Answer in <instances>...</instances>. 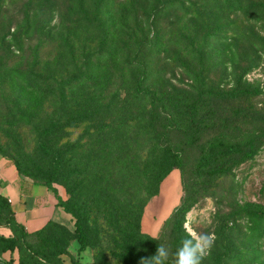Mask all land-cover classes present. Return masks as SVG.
<instances>
[{"label": "rangeland", "instance_id": "obj_1", "mask_svg": "<svg viewBox=\"0 0 264 264\" xmlns=\"http://www.w3.org/2000/svg\"><path fill=\"white\" fill-rule=\"evenodd\" d=\"M252 5L264 13V0H0V151L25 174L61 164L91 235L79 251L67 214L0 264H45L65 241L51 263L121 264L113 236L135 218L170 258L185 202V236L216 237L202 264H264V16L247 18ZM214 24L237 34L209 35ZM238 78L258 95L230 99ZM152 97L165 123L186 128L190 109L200 122L193 145L173 135L183 167L162 180L145 171L160 153L147 127ZM219 140L243 154L202 161Z\"/></svg>", "mask_w": 264, "mask_h": 264}, {"label": "trees", "instance_id": "obj_2", "mask_svg": "<svg viewBox=\"0 0 264 264\" xmlns=\"http://www.w3.org/2000/svg\"><path fill=\"white\" fill-rule=\"evenodd\" d=\"M227 6H231V3H227ZM221 9L222 8H217L218 11H221ZM247 14V18L260 22L262 21L261 17L264 16V13H259L256 9H254L253 5L248 8ZM223 26L224 28L220 29V25L214 24L212 27H210L212 30L209 29L207 33L209 35L215 36L216 38H218V36H222L228 31H232L237 34V32L234 31L232 27H229L228 25ZM248 34L250 35V33ZM261 45L264 48V41ZM140 93L141 92L138 94ZM258 93L259 91L256 88H252L249 85H243L241 83V78H238L236 80V90L229 96V98L232 100H246L249 97L257 96ZM149 95L150 93H148V96ZM159 108V100L156 97H152L150 106L146 113L147 127L151 133L152 141L156 146L158 145L160 153L157 156L152 155V157L148 159V163L145 166V171L146 173H149L155 180H162L171 171L175 169H181L183 167L180 149L178 146L173 144V135L179 133V135L184 136L185 144L193 145L199 136L198 124L200 123L197 118V110L190 109V111H187L185 120L188 125L186 128L181 129L174 124L165 123V117L161 115ZM80 109H82L84 112H90V107L88 105L81 106ZM51 135L52 133L50 131L44 132L43 138L47 139ZM252 146V143L248 144V147L250 148L248 149L245 156L242 155L243 157H248L251 154L250 150ZM243 148L244 147L239 145L223 143L220 140L214 141L208 146L205 157L202 161H214L219 155L224 154H243ZM0 155L12 160L21 175L32 179L35 183H40L47 186L54 193L56 199L58 200V206H60L66 214H69L74 219V239L79 246V251H84L89 245L91 235H89L85 229V221L81 211L82 206H79V186L71 188V176L65 174L61 164H56L54 166V171L52 172L30 175V172H28L30 174H25L18 163H16L12 158L5 156L1 151ZM206 175L210 174L207 173ZM55 185H63L67 189L69 194V199L67 201L62 200L58 196L56 189L57 187ZM191 205V203L185 202L174 214L171 220L170 238L173 254L170 258H168L167 264H173L174 253L179 247L181 239L185 236L184 230L182 228L183 215ZM0 227H9L12 229L14 234L9 238L0 237V253H5L13 252L15 249H17L20 241L23 242L24 239L30 238L33 235L42 234L49 230H54L55 227L59 226L58 222L49 221L42 229L34 233L26 232L24 227L16 222L14 213L11 210L7 199L0 196ZM113 242L115 244L114 248L117 250V254H112L113 256L117 257V261H119L121 264H140V260L142 258L146 259L153 256L155 254L156 248L159 246L158 241L153 237H147L139 233V221L137 218H135V220H133L129 226L118 228L117 234L113 236ZM66 244L67 243L65 241L64 244H55L49 248L42 256L46 259L43 262L45 264H53L51 263L53 260H58L60 256L64 254V246ZM19 264L24 263L20 262Z\"/></svg>", "mask_w": 264, "mask_h": 264}, {"label": "crops", "instance_id": "obj_3", "mask_svg": "<svg viewBox=\"0 0 264 264\" xmlns=\"http://www.w3.org/2000/svg\"><path fill=\"white\" fill-rule=\"evenodd\" d=\"M56 189L58 196L65 200L61 191ZM0 196L7 199L16 222L28 233L42 229L49 221L67 219V214L58 206V200L47 186L21 175L14 162L1 155ZM13 235L11 228L0 227V237Z\"/></svg>", "mask_w": 264, "mask_h": 264}, {"label": "clouds", "instance_id": "obj_4", "mask_svg": "<svg viewBox=\"0 0 264 264\" xmlns=\"http://www.w3.org/2000/svg\"><path fill=\"white\" fill-rule=\"evenodd\" d=\"M158 238L157 236L153 237ZM215 235L210 233H196L190 228L188 234L180 241L174 253L173 264H202L203 259L210 253L215 242ZM170 255L169 248L160 244L155 254L142 258L140 264H167Z\"/></svg>", "mask_w": 264, "mask_h": 264}]
</instances>
